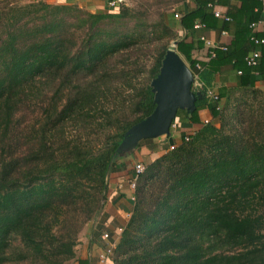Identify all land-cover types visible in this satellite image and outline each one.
Instances as JSON below:
<instances>
[{
    "label": "trees",
    "instance_id": "1",
    "mask_svg": "<svg viewBox=\"0 0 264 264\" xmlns=\"http://www.w3.org/2000/svg\"><path fill=\"white\" fill-rule=\"evenodd\" d=\"M185 1L95 14L0 1V264H86L80 235L103 209L124 136L156 108L150 83L171 42L196 71L194 43L178 38L175 22L190 34L196 22H220L216 0H191L194 9L176 19ZM252 24L238 88L213 91L219 67L234 59L215 49L193 87L202 99L176 115L197 125L206 108L211 119L138 175L111 264H264V93L253 86L264 45L251 41ZM253 50L260 56L250 67Z\"/></svg>",
    "mask_w": 264,
    "mask_h": 264
},
{
    "label": "crops",
    "instance_id": "2",
    "mask_svg": "<svg viewBox=\"0 0 264 264\" xmlns=\"http://www.w3.org/2000/svg\"><path fill=\"white\" fill-rule=\"evenodd\" d=\"M1 1V0H0ZM20 3H30L41 1L51 5H69L76 6L89 13H103L108 9L109 0H13ZM217 4L213 6L214 17L218 12L220 17L216 28H205L193 30L187 33L185 30L176 26V35L179 37H186V42H193L194 49L192 50V58L197 61L202 68L195 73L191 71L194 82H199V73L203 71L204 64L210 62V49L204 45L200 40V36H204L215 47L228 48L234 54L232 61L221 65L215 74L213 91L218 90L228 91L230 89L238 88V80L240 76L237 70V61L242 58V49L249 48L247 39H245L244 28L250 23L252 24L251 33L258 39H264V0H216ZM258 3L256 5L255 3ZM194 4L191 0H186L175 7V14L179 17L184 13L194 9ZM210 7V6H209ZM257 16L256 20L250 21L253 15ZM177 19V18H176ZM228 19V20H226ZM227 22L224 29L223 21ZM252 48V47H251ZM248 49V52L251 51ZM264 48V46L256 49ZM264 66V64H263ZM254 88L264 93V75L254 73ZM199 119L201 124L203 120H210L211 116L208 109L204 108L199 111ZM171 126L170 134L167 136L158 137L151 140H143L139 143V147L130 155L120 159L115 167L112 168L108 176V187L106 193V200L102 211L98 216L86 224L82 234L79 238L77 246V258L86 264H97L98 255L102 251V235L108 233L111 241L116 243L121 237L120 230L125 228L128 222L134 198L133 189L131 187L134 178V166L142 163L144 166L151 163L153 160L163 155L170 145H179L182 141L183 134H190L195 132L201 124H192L188 120L176 117ZM172 124V125H173ZM165 138V139H164ZM164 143L162 144L161 142ZM118 239V240H117ZM112 263V258H109L108 264ZM72 264H79L74 262Z\"/></svg>",
    "mask_w": 264,
    "mask_h": 264
},
{
    "label": "water",
    "instance_id": "3",
    "mask_svg": "<svg viewBox=\"0 0 264 264\" xmlns=\"http://www.w3.org/2000/svg\"><path fill=\"white\" fill-rule=\"evenodd\" d=\"M175 45L174 42L168 48L157 77L150 83L156 108L126 133L118 149L120 159L134 152L143 140L169 135L177 112H193L196 100L202 99L199 92H193L199 82H194L191 70L177 54Z\"/></svg>",
    "mask_w": 264,
    "mask_h": 264
},
{
    "label": "built area",
    "instance_id": "4",
    "mask_svg": "<svg viewBox=\"0 0 264 264\" xmlns=\"http://www.w3.org/2000/svg\"><path fill=\"white\" fill-rule=\"evenodd\" d=\"M117 2L118 0H109L108 1V7L109 8H115L117 6ZM216 17H220V14L218 12L215 13ZM175 18H179V16L177 14H175L174 16ZM228 20V19H226ZM206 26L202 23L196 22L194 24V29L195 30H199V29H205ZM200 40L204 43V45H206L211 51H210V58H213L215 56L214 54V50L215 49H220V47H215L209 40H207L204 36H200ZM251 41L255 44V45H264V39H258L255 36H253L251 38ZM225 49V48H222ZM259 52L257 50H253L246 58L245 61L247 63L248 66L250 67H255L258 63V59H259ZM201 66L199 64H196V70L200 71L201 70ZM210 97H212L214 100L217 99V96L214 95V93L209 92ZM204 123H208V121L206 120ZM173 127L175 126L174 124L172 125ZM185 141H189V137L185 136L184 138ZM175 147V145H170L167 148V151H171L173 150ZM145 170V166L138 163L135 165L134 167V178L132 180L131 183V187L134 188L135 187V181L138 177V175H140L141 173H143V171ZM120 232H123V229L120 230ZM121 235V234H120ZM102 240L104 241V244L102 245V251H100V254L98 255V259H97V264H108L109 258L113 257L114 254V250H115V246H116V240L115 242L111 241L109 234H103L102 235ZM118 240V239H117Z\"/></svg>",
    "mask_w": 264,
    "mask_h": 264
},
{
    "label": "rangeland",
    "instance_id": "5",
    "mask_svg": "<svg viewBox=\"0 0 264 264\" xmlns=\"http://www.w3.org/2000/svg\"><path fill=\"white\" fill-rule=\"evenodd\" d=\"M136 2H137V0H118V2H117V5H118V3H125L127 6H130V7H133L135 4H136ZM173 9H175V8H173ZM168 13H172V10H171V12H168ZM149 20L150 21H154V20H157V15H156V13H154V15H152V16H150L149 17ZM173 43L174 42H171L170 43V45H173ZM145 46H147V45H145ZM145 51V50H144ZM145 53H147L146 51H145ZM143 51H142V55H143V58H147V56H146V54H145ZM148 54V53H147ZM151 56V55H150ZM147 59H149V58H147ZM150 60V59H149ZM235 96H238V97H241L242 96V94L240 95V93H236V95ZM235 102V101H234ZM206 121V119H204L203 120V123ZM208 121V120H207ZM204 124H206V123H204ZM218 124V123H217ZM219 125V126H218ZM217 126L218 127H220V124H218ZM162 137V136H161ZM165 139V138H164ZM140 143H142V141L140 142ZM162 144L164 143V141L163 142H161ZM139 145V144H138ZM142 164V163H141ZM143 165V164H142ZM135 167V166H134ZM130 215H131V213H130ZM130 215L127 217L128 218V220H129V218H130Z\"/></svg>",
    "mask_w": 264,
    "mask_h": 264
}]
</instances>
